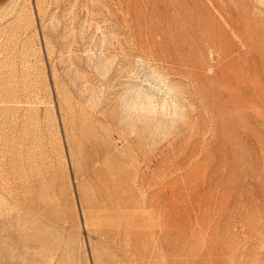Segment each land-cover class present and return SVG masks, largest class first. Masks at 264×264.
<instances>
[{
	"label": "rangeland",
	"instance_id": "1",
	"mask_svg": "<svg viewBox=\"0 0 264 264\" xmlns=\"http://www.w3.org/2000/svg\"><path fill=\"white\" fill-rule=\"evenodd\" d=\"M0 264H264V0H0Z\"/></svg>",
	"mask_w": 264,
	"mask_h": 264
}]
</instances>
